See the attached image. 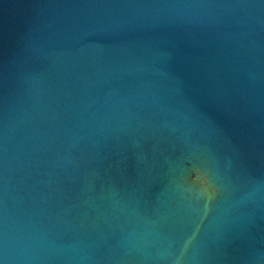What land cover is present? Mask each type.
I'll return each mask as SVG.
<instances>
[{
  "label": "water",
  "instance_id": "water-1",
  "mask_svg": "<svg viewBox=\"0 0 264 264\" xmlns=\"http://www.w3.org/2000/svg\"><path fill=\"white\" fill-rule=\"evenodd\" d=\"M0 264H264V0H0Z\"/></svg>",
  "mask_w": 264,
  "mask_h": 264
}]
</instances>
